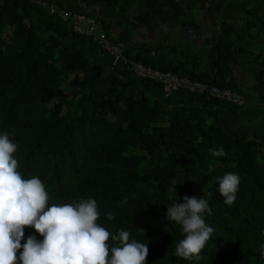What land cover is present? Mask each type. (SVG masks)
I'll return each mask as SVG.
<instances>
[{
    "label": "trees",
    "instance_id": "obj_1",
    "mask_svg": "<svg viewBox=\"0 0 264 264\" xmlns=\"http://www.w3.org/2000/svg\"><path fill=\"white\" fill-rule=\"evenodd\" d=\"M10 1L23 6L35 20L21 35L13 70L0 72V131L14 132L18 170L25 177L41 178L50 203L95 198L101 212L98 222L112 232L131 229L135 238L148 242L147 264H264V164L255 162L258 143L249 138L250 129L242 122L243 115L260 118L264 127V49L254 52L249 40L264 39V20L247 8L250 1L43 0L97 18L110 38L126 44L130 59L239 91L246 98L242 107L184 90L166 97L160 84L115 64L92 38L75 33L39 0ZM259 1L264 9V0ZM198 11L216 29L205 40L203 51H187L162 34L163 24L200 31ZM246 13L249 17L239 23ZM143 31L159 36L151 42L137 40ZM48 39L58 48L62 69L74 74L69 84L73 95L89 101L90 113L73 110L58 81L48 78L47 74L57 76L43 50ZM101 55L110 59L126 82L104 84L106 68L92 59ZM249 65L256 70L254 81L243 90L235 67ZM44 92L67 103L66 112L52 120L31 114L46 109L39 98ZM118 98L123 100L122 107L117 105L121 108L115 106ZM108 113L115 114L118 129L97 142L92 139L94 129L112 125ZM147 129L153 133L147 134ZM221 147L226 155H213ZM228 172L241 177L231 205L224 203L217 180ZM169 192L176 201L185 195L209 200L211 215L206 213L205 218L214 232L192 259L175 254L183 238L181 227L171 221L159 224ZM107 211L114 213V220L106 219ZM34 233L42 239L34 228L25 226V238Z\"/></svg>",
    "mask_w": 264,
    "mask_h": 264
},
{
    "label": "clouds",
    "instance_id": "obj_2",
    "mask_svg": "<svg viewBox=\"0 0 264 264\" xmlns=\"http://www.w3.org/2000/svg\"><path fill=\"white\" fill-rule=\"evenodd\" d=\"M13 135L0 131V264H147L148 242L135 238L131 229L112 232L98 222L101 212L95 198L50 203L41 178L25 177L18 170ZM213 155L226 153L221 147ZM217 180L224 203L233 204L240 175L228 172ZM165 204L166 219L178 224L183 234L175 254L185 259L199 256L214 232L205 218L206 213L211 215L209 200L185 195L179 201L170 197ZM104 216L108 221L115 219L112 211ZM25 226L34 228L42 239L35 233L25 238Z\"/></svg>",
    "mask_w": 264,
    "mask_h": 264
},
{
    "label": "rangeland",
    "instance_id": "obj_3",
    "mask_svg": "<svg viewBox=\"0 0 264 264\" xmlns=\"http://www.w3.org/2000/svg\"><path fill=\"white\" fill-rule=\"evenodd\" d=\"M250 1V4L247 8L252 10V14L255 16H260L261 19L264 20V9L262 8L261 2L259 0H248ZM247 17H249V14L246 13L242 19L239 20V23H242L243 21H246ZM197 21L201 25V30L198 31L194 28H184L174 25H168L163 24L161 26L162 34L165 36H170V42H180L182 46H186L187 51L199 50L200 52L203 51V48L205 47V40L212 34L213 31L216 29L212 26L211 20L209 17L205 16L202 11L197 12ZM35 20L33 19L31 13H28L26 9L21 5H15L10 0H0V47L2 49V52H0V72H5L6 70H13V67L15 65V62L19 59V54L17 47H19V41L22 38L21 35L25 34L26 30L33 25ZM159 36V35H158ZM156 34H148L146 32L140 33V35L137 36V40L139 41H153L154 39L158 38ZM264 36V35H262ZM45 38H47V35H44ZM164 39V38H163ZM249 40L252 41L251 49L254 52H259L260 50L264 49V39L259 40V38L251 39L249 37ZM43 50H46V61L54 66L57 70V73L55 74H47L48 78H55L56 81L61 85V87L64 90V97L67 98L68 102H73V110H83L85 109L86 112L90 113V103L86 98L82 95L80 96H74L73 92L70 89V82L74 77L73 73L65 72L62 69L61 65V59L59 58V51L58 48L54 45L52 40L46 41V44L43 43ZM95 60L96 63L100 64L101 66H104L106 68V71L104 72V76L107 78L104 80V84H107L108 86H111L113 83L119 85L120 82H126L127 78L121 74V71L116 70L112 64L109 58L101 55L98 58H92ZM44 67V64H43ZM258 70V69H257ZM235 71L237 74V77L242 84V89L246 90L249 88L253 81H254V73L255 69H253L252 66H245L240 67L236 66ZM15 73H19V70H15ZM114 74V76L112 75ZM46 75H44L45 78H47ZM43 92V91H41ZM43 97H39L40 100H43L45 102L44 112L42 113L41 110L35 109L33 111H30L31 114L37 115L36 118L41 119H54L57 115L63 114L66 112L68 104L63 103L61 101V98L57 95H53L51 93L44 92ZM146 96L149 98V100L153 103L155 101L154 97H151L150 94H146ZM82 101L83 104L80 106V102ZM117 105L123 106V100L122 99H116V108ZM119 113V112H118ZM106 118L112 122V125L110 124L108 129L104 130L103 128H95L94 129V135L92 136L93 140H96L97 142H100L101 140H104L106 138L112 137L114 134V130L118 129V123L115 117L114 113H108ZM207 121L211 120L207 115L205 116ZM87 121V119H86ZM242 122L250 129L249 138L254 139L257 141V147L254 153L255 162L258 165L264 164V127L263 123L260 120V118H249L248 116L243 115ZM99 126L102 127L101 123H99ZM151 126H154V123L151 124ZM107 131V134L104 132ZM147 134H152L153 129H147ZM109 144L112 146L115 144V140L109 141ZM141 152V151H140ZM133 154H137L135 151H133ZM128 152H125L123 156H127ZM231 157V155H229ZM219 164V162H217ZM256 164V166H258ZM172 197V193H168V199ZM167 203V201H165ZM167 209V208H166ZM162 219L159 222V224L166 225V222L168 221L166 219V212L165 209L161 212ZM158 225V224H157ZM156 225V226H157Z\"/></svg>",
    "mask_w": 264,
    "mask_h": 264
},
{
    "label": "built area",
    "instance_id": "obj_4",
    "mask_svg": "<svg viewBox=\"0 0 264 264\" xmlns=\"http://www.w3.org/2000/svg\"><path fill=\"white\" fill-rule=\"evenodd\" d=\"M39 2L48 7L51 14L59 17L63 22L72 26L75 33L81 36L92 38L101 48L109 54L114 63L131 70L138 78L148 79L161 85L166 97L184 90L191 93L208 95L236 106L246 104L245 96L239 91L231 88H222L212 83H206L186 76H180L171 71L157 69L143 62L130 59L126 56V44L116 41L108 36L103 24L94 16L87 13L67 9L65 6H57L43 0Z\"/></svg>",
    "mask_w": 264,
    "mask_h": 264
},
{
    "label": "crops",
    "instance_id": "obj_5",
    "mask_svg": "<svg viewBox=\"0 0 264 264\" xmlns=\"http://www.w3.org/2000/svg\"><path fill=\"white\" fill-rule=\"evenodd\" d=\"M169 43V42H168ZM199 51V50H198Z\"/></svg>",
    "mask_w": 264,
    "mask_h": 264
}]
</instances>
